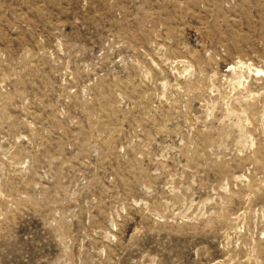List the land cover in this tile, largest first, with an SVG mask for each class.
Wrapping results in <instances>:
<instances>
[{
	"label": "rangeland",
	"instance_id": "374dc122",
	"mask_svg": "<svg viewBox=\"0 0 264 264\" xmlns=\"http://www.w3.org/2000/svg\"><path fill=\"white\" fill-rule=\"evenodd\" d=\"M0 264H264V0H0Z\"/></svg>",
	"mask_w": 264,
	"mask_h": 264
}]
</instances>
